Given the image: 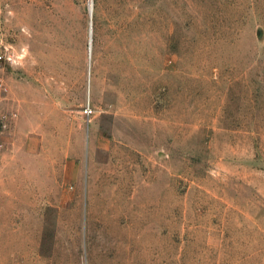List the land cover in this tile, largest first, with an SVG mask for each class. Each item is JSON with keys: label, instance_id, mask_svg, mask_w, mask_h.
<instances>
[{"label": "rangeland", "instance_id": "1", "mask_svg": "<svg viewBox=\"0 0 264 264\" xmlns=\"http://www.w3.org/2000/svg\"><path fill=\"white\" fill-rule=\"evenodd\" d=\"M0 55V264H264V0H0Z\"/></svg>", "mask_w": 264, "mask_h": 264}, {"label": "water", "instance_id": "2", "mask_svg": "<svg viewBox=\"0 0 264 264\" xmlns=\"http://www.w3.org/2000/svg\"><path fill=\"white\" fill-rule=\"evenodd\" d=\"M88 9H89V12H91V5H90V3H89V7H88ZM91 29L89 30V39H88V50L90 49V45H91V41H90V39H91Z\"/></svg>", "mask_w": 264, "mask_h": 264}, {"label": "bare ground", "instance_id": "3", "mask_svg": "<svg viewBox=\"0 0 264 264\" xmlns=\"http://www.w3.org/2000/svg\"><path fill=\"white\" fill-rule=\"evenodd\" d=\"M89 51H91V47H90V49L88 50V54H89Z\"/></svg>", "mask_w": 264, "mask_h": 264}, {"label": "built area", "instance_id": "4", "mask_svg": "<svg viewBox=\"0 0 264 264\" xmlns=\"http://www.w3.org/2000/svg\"><path fill=\"white\" fill-rule=\"evenodd\" d=\"M2 58V56L0 55V59Z\"/></svg>", "mask_w": 264, "mask_h": 264}]
</instances>
